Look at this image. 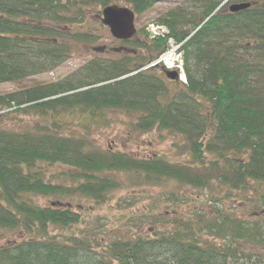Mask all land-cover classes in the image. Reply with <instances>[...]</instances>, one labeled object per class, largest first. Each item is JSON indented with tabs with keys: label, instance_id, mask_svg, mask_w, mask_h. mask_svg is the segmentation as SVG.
Instances as JSON below:
<instances>
[{
	"label": "trees",
	"instance_id": "obj_1",
	"mask_svg": "<svg viewBox=\"0 0 264 264\" xmlns=\"http://www.w3.org/2000/svg\"><path fill=\"white\" fill-rule=\"evenodd\" d=\"M224 1L190 0L197 15L179 7L158 20L182 44L186 84L143 69L167 43L141 30L131 57L92 60L58 82L0 95V116L11 125L0 127V230L24 236L0 246V264H264V219L248 222L216 207L207 221L173 211L166 220L168 208L190 201L170 191L165 212L154 201L124 213L129 229L108 236L107 224L91 223L83 207L103 208L126 188L204 190L212 173L230 191L264 185V0L220 7ZM168 2L0 0V85L51 72L71 45L94 43L83 31L85 9L124 3L141 17ZM230 4L250 7L231 13ZM71 25L77 29L66 32ZM109 111L134 115L133 136L180 138L189 160L100 148L93 133Z\"/></svg>",
	"mask_w": 264,
	"mask_h": 264
},
{
	"label": "rangeland",
	"instance_id": "obj_2",
	"mask_svg": "<svg viewBox=\"0 0 264 264\" xmlns=\"http://www.w3.org/2000/svg\"><path fill=\"white\" fill-rule=\"evenodd\" d=\"M189 2L190 0H170L168 3L154 5L141 17L135 16L134 26L136 34L127 45L136 49L137 42L141 41L143 36L141 30H144L148 23L153 22L160 24L158 20L171 10L182 7L193 16L200 13L201 9L198 5L190 7ZM119 6L129 8L128 5L124 3H120ZM228 6L229 5L226 7L228 8ZM99 11L101 12V10L96 8L85 9L86 23L83 31L95 38L94 43L87 47H83V45L79 44L71 45V54L67 60L55 70L30 77L20 83L1 84L0 95L15 93L37 85L58 82L81 69L85 66L87 61L102 59L101 56L96 57L92 54L91 48L103 46L111 48L120 46L119 43L111 37L108 29L101 24V13L98 18ZM76 27L75 25H71L65 28V31L69 32L77 29ZM189 28L190 26L185 27V29ZM110 56V60L119 58V56L114 53ZM161 71V68H158L154 72L155 74H160ZM132 117H134L133 114L113 111L107 112L105 126H103L102 129H97L98 131L93 133L96 145L104 150H119L136 157L164 155L170 162L184 163L189 160L181 139L165 131H153L142 136L131 135L127 126L132 122ZM19 119L20 122L18 119L13 122H16V124L18 122L27 123V119L22 117ZM4 126H11L10 121L8 118L0 116V127ZM206 167L209 168L210 166L206 164ZM200 170L202 173L209 174V171L204 168ZM211 175L217 176L218 174L212 173ZM216 176L210 177L211 183L204 190L177 188L174 184L164 186L163 188L152 189L126 188L116 193L113 197L114 200L103 208L94 207L87 202L83 203V207H86V209L90 211L91 223L95 224L96 221H99L100 223L107 224L108 236H113L114 234H118L119 231H126L129 229V225L127 226V222L125 223L127 219L123 217L124 213L138 212V209L144 206L148 207L154 201L160 203L162 211L164 207L168 208L170 202H168L169 200H167V197L170 195V191L178 196L184 195L186 199L189 198L190 201H184L181 205H176L172 209L168 208L167 211L170 214L164 216L166 220L171 218V211H173L174 214L172 216L180 220H188L191 218L195 222L199 220V218L196 217V215L199 214L202 216V220L205 217V221H207L211 214L210 208L214 210L216 207L220 208L223 212L234 214L244 221L255 222L264 219V206L262 204L264 203V185L249 182L245 189L230 191L226 187L220 185L217 181L218 177ZM208 199L210 201H208ZM39 204L44 206L49 204V202L45 200L40 201ZM22 238H24V236L15 231L0 230V246L16 242Z\"/></svg>",
	"mask_w": 264,
	"mask_h": 264
},
{
	"label": "water",
	"instance_id": "obj_3",
	"mask_svg": "<svg viewBox=\"0 0 264 264\" xmlns=\"http://www.w3.org/2000/svg\"><path fill=\"white\" fill-rule=\"evenodd\" d=\"M250 7V4H233L228 10L231 13L238 12ZM135 15L127 7L111 5L101 11V24L106 27L111 37L117 41H129L135 34ZM166 79L177 82L178 76L175 72L162 71Z\"/></svg>",
	"mask_w": 264,
	"mask_h": 264
},
{
	"label": "built area",
	"instance_id": "obj_4",
	"mask_svg": "<svg viewBox=\"0 0 264 264\" xmlns=\"http://www.w3.org/2000/svg\"><path fill=\"white\" fill-rule=\"evenodd\" d=\"M145 31L151 39L161 38L167 40L166 52L152 63L150 67L163 66L168 70L176 71L179 73L180 81L185 83L186 79L183 70V52L181 50V45L168 37L169 31L163 25L148 23Z\"/></svg>",
	"mask_w": 264,
	"mask_h": 264
},
{
	"label": "flooded vegetation",
	"instance_id": "obj_5",
	"mask_svg": "<svg viewBox=\"0 0 264 264\" xmlns=\"http://www.w3.org/2000/svg\"><path fill=\"white\" fill-rule=\"evenodd\" d=\"M118 43H124L125 45H121V46H116V47H94L91 48V52L92 54H94L96 57L101 56L102 59L100 60H110L111 59V54H117L120 58L121 57H131L133 54L138 53L137 49H133L131 46H128L127 43L129 41H117ZM90 51V50H87ZM92 61V60H90ZM90 61H87V63H89ZM86 63V64H87ZM85 64V65H86Z\"/></svg>",
	"mask_w": 264,
	"mask_h": 264
},
{
	"label": "bare ground",
	"instance_id": "obj_6",
	"mask_svg": "<svg viewBox=\"0 0 264 264\" xmlns=\"http://www.w3.org/2000/svg\"><path fill=\"white\" fill-rule=\"evenodd\" d=\"M177 43V42H176ZM177 44H180V43H177ZM180 45H182V44H180ZM182 50V49H181Z\"/></svg>",
	"mask_w": 264,
	"mask_h": 264
}]
</instances>
